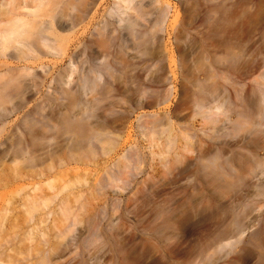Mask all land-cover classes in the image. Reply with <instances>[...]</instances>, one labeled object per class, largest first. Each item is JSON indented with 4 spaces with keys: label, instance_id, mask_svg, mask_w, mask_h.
I'll list each match as a JSON object with an SVG mask.
<instances>
[{
    "label": "rangeland",
    "instance_id": "1",
    "mask_svg": "<svg viewBox=\"0 0 264 264\" xmlns=\"http://www.w3.org/2000/svg\"><path fill=\"white\" fill-rule=\"evenodd\" d=\"M76 1H73L75 11L66 7L65 17L59 19L65 30H55L58 35L55 46L60 54L56 59L45 58L43 64L61 70L73 61L72 65L78 69L70 85L73 92H80L79 88L84 87L80 95L85 90L89 92V82L95 79L92 70L98 69L101 85L105 83L106 91H110L107 96L115 102L119 97L124 103L129 99L128 104L135 111L129 108L132 110L127 115L129 119L124 117L127 122L119 121L124 129L119 127L121 146L115 149L116 153L106 160L103 158L105 161H97L104 164H98V168L91 166L86 172L76 166L88 184L81 190L73 189L72 195L82 194L84 199L85 196L89 199L90 188L99 187V183L103 190L102 193L97 190L98 195L94 192L95 200L85 201L89 202L87 213L78 215L80 223L69 222L71 231L64 240L65 244L88 243H83L82 248H77L78 244L69 245L53 264H238L239 259L235 258L240 256L239 264H264V254L261 258L247 244L250 235L260 229L264 216V0H126L131 3L123 5H129V9L122 15L114 0ZM62 2L68 1L59 0L57 6L61 7ZM135 6L140 7V14L132 11ZM45 21L54 23L49 18ZM81 78L87 80L88 86L84 83L83 86ZM48 86L50 83H44L45 93ZM21 89L22 92L24 88ZM33 99L23 111L5 112L4 117L0 113V118L3 117L0 145H5L4 152L9 135H15L13 131L16 132L18 125L29 127L31 120L25 119L35 116L33 111L34 116L24 112L30 113L34 104L40 102L45 113L53 112L55 104L60 102L52 99L53 107L48 105L50 108L46 109L48 106L42 101L36 103ZM145 100L155 101L154 106L144 107ZM201 102L210 103L211 108L219 106L216 122L211 123L198 114L195 104ZM120 109L113 111L120 112ZM54 113L51 117H58ZM56 117L53 120H58ZM155 118L163 119L165 123L161 122V127L166 132L172 129L174 143L169 148L165 143L166 132L159 137L158 147L156 144L149 147L148 132L136 129L141 121ZM24 121L28 124L23 126ZM35 122H31L29 129L32 124L35 127ZM25 135L20 134L18 142L24 140L22 137H33L30 133ZM50 137L53 138L50 140ZM55 137V133L47 135L39 148L48 147L43 150L46 151L54 147L59 141ZM161 152L164 154L160 157L157 154ZM131 154L140 156H135L141 160L139 164L122 175L115 174L117 181L115 176L107 181L106 172L113 163ZM206 159L213 160L212 167ZM33 180L28 178L0 188V214L6 208L11 209L9 221L14 220L11 223L20 219L18 224L23 223V199L33 194L34 186L42 185L47 179ZM42 190L49 192L45 187ZM16 191L22 192L17 196ZM61 195L62 198L66 193ZM254 203H260L262 208L258 205L257 210ZM72 204L76 211L77 203ZM50 207L57 210L54 204ZM53 217L49 216L40 225L49 241L55 240V231L51 228ZM59 218L54 219L58 225L69 224ZM30 224V227L34 225ZM9 246H3V250ZM241 250L247 255L241 254ZM1 260L0 264H6Z\"/></svg>",
    "mask_w": 264,
    "mask_h": 264
},
{
    "label": "bare ground",
    "instance_id": "2",
    "mask_svg": "<svg viewBox=\"0 0 264 264\" xmlns=\"http://www.w3.org/2000/svg\"><path fill=\"white\" fill-rule=\"evenodd\" d=\"M67 1L68 2L66 4L62 2L63 5L62 4L61 5L63 7L62 6L59 7L57 6V5H60L59 0H0V113L2 112L1 115L3 114V117H4V115H6L5 112H9V114H13L14 112L23 111L26 108V106L29 104V101H31V99L33 98H35V102L37 100L42 101L44 106L45 105L52 106L53 105L51 104L52 99H54L55 103L56 102L58 103L60 101L58 105L55 104L56 110L52 109L53 112H49L51 110L49 111L47 110L46 113L44 112L45 111L44 107L40 106L41 102L38 104L37 102L39 101H37L36 102L37 105L34 104L33 106L34 109L30 110V113L24 112L25 114H28V116L35 115L37 117L36 118L37 120H35V116L30 117V119L27 117L28 118L27 119L26 118L27 115L24 114L25 115L24 118H26L25 120H28V121L31 120V122L32 121L37 122V123L35 122V127H33L34 124H32V127L30 128L32 130H30L29 127L31 126V122L28 127V126H24L25 123L28 124V121L27 122L24 121L23 128L21 127L22 125L21 126L18 125L17 130H19L20 133L18 134V131L16 130L18 134L17 135L16 132L13 131L16 136L11 134L13 133L11 132L10 134L12 135L13 139L9 135L8 139L10 141L7 142L8 139L6 140V142L8 143V146L6 144V149L9 150L8 148H10V150L8 152L6 150L5 151L6 153H5L3 151V149L5 148V147L3 148L4 144L0 145V148L2 147V149L0 150V153H1L0 155V188L1 187L5 188L6 186H8L7 184H11V183L18 184V182L28 180V178L32 180L33 178H37L39 180L42 178L47 179L46 182L42 184L43 186L39 184V185L34 186L31 189V192L33 194L27 195V196L25 195L26 197L24 196L25 197L23 199L24 203L21 204L23 205L22 206L23 209H21L23 210V216H21L23 220V223L21 222L22 224L20 225L18 224V222L21 220L19 218V215L22 212L18 215V218L20 220L18 222L15 221L17 223L16 224V223H11L12 221L14 222L13 219H11L12 221H9V219L11 218L9 215L11 213H9V211L11 209L9 210L8 208V211H7V208H6L3 210V212L1 211V214H0V260L2 259L3 261L2 260L1 261L3 263L5 261L6 264H53L56 262L55 261L56 259L60 258V256L62 255L61 253L65 249H67V247H70L69 245L74 244V243L71 244L72 242L70 243L68 242L66 244L64 243L66 236L71 231L70 230L71 225L69 222L72 220L73 221L76 220L75 221L76 223L78 222L80 223V221L78 220V215H80V213H87V208L89 205V202H85V201L95 200L97 197L95 195L96 194L98 195L97 190H100L99 193H102L101 191L103 190L102 184L99 183V187H97L99 189L96 188V185H93L92 188H90L91 194L89 195L88 193L90 197L89 199L86 196L84 199L82 194H78V195L74 194L75 196L72 195L73 192L71 191L73 189L79 190L80 188L81 190V188H83L84 185L88 184L87 178L84 177L83 175L81 176L77 171H79L80 167H83L81 170L84 172H86L87 168L91 166L93 168H98L99 166L104 164V163L102 164L98 163L99 160H101L102 162L103 158L105 159L106 157H110L112 153L113 154L116 153L117 150L115 151V149L121 146L120 144L121 142L118 143L119 139L121 138L118 133H120L121 130L124 129L123 128L124 126L123 125L121 126L119 121L120 120L125 121L126 118L124 117H128L127 115L132 110L135 111V108L133 109L131 107L132 104L130 105L128 104L129 99L127 103H124L125 100L123 99L121 101L119 100L120 98L119 97L115 102L113 101L111 97L109 98V96H107L110 91L109 90L108 92L106 91V87H104L106 86L104 85L105 83L101 85L100 82H101L102 76L100 74L101 72L98 69L94 70L93 68L92 70L91 67L89 68L93 71L92 75H95V79H92L94 81L89 82L91 84L89 86L90 88L87 87L89 89L88 90L89 92L85 90V92H83L84 94L82 93L83 95H80L81 94L80 92H82L81 90L84 87L80 86L82 87V88H79L80 92H78L77 90L73 92L72 91L73 87L70 85L71 83H73L74 81L73 79H75L77 76L75 73H76V68L78 66L77 67L74 66L75 64L72 65L73 61L68 62L69 64H67L61 70L55 69L56 67L48 68V66L43 64L42 60H44L45 58L51 57V58L56 59V57L60 54L59 50L55 46L56 38L58 36L55 30H58V31L65 30V26L60 24L59 19L61 18V16L65 17V15L63 14L65 13L66 7L68 8L70 6L74 10L73 4H75L73 2L74 0H67ZM126 3L129 4L131 2L126 1V0H114V4L118 8L117 10L121 12L120 13L121 15L125 14L126 13L125 10L129 9V5L123 6ZM139 9H140L139 6H135L134 10L132 9L130 10L134 11L136 14L140 12L138 11ZM139 14L138 16H140ZM48 18L53 20L54 23L47 24L45 19H48ZM48 34L49 36H47ZM46 68H48V70H45ZM74 74L76 75L75 78L73 77ZM83 76H85V74ZM85 78L83 79L85 80ZM80 80H82V78ZM84 80H82L83 81L82 84L84 83L88 86L89 83L88 82L86 83L87 80L85 81ZM44 83H47V84L50 83V86L47 87L48 89L46 93L43 91ZM67 86H71V89L69 87L67 88ZM21 88H24L22 92L20 91L22 90ZM70 91H72V93ZM112 91H114V89ZM77 93L79 97L77 96ZM118 93H119V90H118ZM19 95L21 96V99H22V101L20 102H18L19 100H21L19 99L20 98ZM83 96L86 97L85 98V100L87 99L86 102L85 100H83L82 98ZM75 97H77L78 99ZM15 98L19 100L16 101L14 100ZM48 98H52V99H48ZM108 99L112 100V102H109V103L104 102V101H108ZM12 100L16 101L14 102L15 104L13 103ZM118 100L120 102H118ZM229 100L230 99H228V101ZM145 101H144L145 103L144 107L147 105L151 106L153 105L152 102H155V101L151 102L150 100V102L146 101L148 102L146 103ZM122 102L124 104H121ZM137 102L138 101L136 100L134 104H136ZM202 102L201 104L200 103L195 104L198 107L197 109L198 114L203 119L210 120L211 123L216 122L217 119L215 118L216 116L215 113L216 111L219 110V106L216 105V107L211 108V107H208V105L210 104L209 102H208L209 104H206L207 106L203 104L204 102L203 103ZM139 103L141 102L139 101ZM228 103L230 105V102ZM126 104H127V107H124L123 105L126 106ZM56 105L58 107H56ZM120 105H122L123 107ZM155 105L157 104L155 103ZM49 106L46 107V109L51 107ZM117 107L118 108L120 107L121 109H120V112H118L119 111L118 110L117 112L115 111L116 112L115 113L113 110L114 109L117 110L118 109ZM138 107L141 108L142 105ZM197 107L195 106V108ZM129 108L132 110H130ZM93 109L97 110V113L94 112ZM91 110L92 112H90ZM230 110L231 109H229V112ZM31 111H33L34 113ZM32 113L34 115H32ZM52 113H54L55 115L57 114L58 117H59L58 114L61 113L59 118L54 115L58 120L56 119L53 120L55 117L53 118L51 117L53 115ZM113 115L117 117H114ZM3 117L0 119L3 120ZM146 119H148V117H146ZM156 119L157 118L152 119V120L151 119L145 120V121H141L142 119H140L141 122L136 126L137 127L136 129L141 130L140 132H145V133L148 132V134L147 133L146 134L148 137L147 142H148L149 147H151L152 145L154 146L155 144L158 147L157 142L159 141V137L162 134H165L164 132H166V130H163L162 128L163 126L161 125L163 123V119L160 121ZM233 124H234V127L233 126L232 127L236 128L237 126L235 125L234 122ZM119 127L121 128V130L119 129ZM171 131L172 129L170 131H167L166 132L167 135H165L166 136L165 137L166 148H169L174 143V141H172L173 135H171ZM24 132L30 133V136L32 135L34 139L33 137H31L32 139H30L29 137L28 139H25L24 137L26 135ZM52 133L56 134L55 139H58L59 141L55 143V146L53 145L54 147H51V148L49 147V150L43 151L44 149H48V147L46 148L43 147L44 149H41L39 148L40 147L39 145H41V141L43 142V140H45L44 138L47 135H50ZM20 134L22 136L24 135L25 136L22 137V140L24 139L23 141L18 142V137L20 136ZM27 136L29 135L27 134ZM180 136L182 137V135ZM15 137H17V139ZM163 137L164 136H162L161 138L163 139ZM14 138L15 140H17L16 142L14 141ZM51 138L53 137H50L49 139L51 140ZM162 151L164 150L162 149ZM136 153L138 152L136 151ZM126 154H130V153H126ZM163 154L164 153L161 152L160 154H157V155L161 157L163 156ZM135 156H132V154L125 155V156L123 155L120 157L121 160H117L116 163H113L112 167H110L111 168L110 170L113 171V173L111 174L110 170L106 172L107 181L112 179L113 178L112 176L116 177L117 174L122 175L123 173L127 172V170L129 171L131 166L135 167L137 164H139L140 159H137V158L140 156H137V158ZM214 159H216V157L213 158V160ZM206 160H210L208 164L213 163L211 162L212 159H206ZM98 164L100 165L98 166ZM70 165H73L74 167L69 168L68 166ZM76 166H80V167H76ZM209 166L212 167V164ZM209 166L206 168H209ZM85 176H87V174H85ZM117 179L118 178L116 177V181ZM118 181L120 182L122 180L119 179ZM44 187L46 188V190H49L50 192V193L48 192L49 194L46 193L44 190H42V188ZM19 189H22V188L20 187ZM17 190H18V187H17ZM22 191H16L17 193L15 194L19 196L20 195L19 192H22ZM94 192H96V194ZM261 192H260V195H262L263 193L262 198H264V190L262 193ZM63 193H66V196H63L61 198L60 195ZM9 195H12V193ZM71 195L73 196L71 198L72 200L70 199ZM59 198L61 199L59 201L57 200L58 202L56 203V199H59ZM7 199L9 198L7 197ZM81 199H84V202H81ZM262 201H264V199ZM72 203L74 204L77 203L76 211L73 210L74 206ZM52 204L56 205L57 210H55L54 207H53L54 208L53 210L51 209L50 206ZM254 204L255 205L257 204V206L258 205L260 206V203L259 204L254 203ZM8 205L10 206L9 203ZM257 206L255 207L258 210L259 206L258 207ZM263 206H264V203H263ZM56 215L61 218L59 219L61 220L62 223L68 222L69 224L67 226L58 225L56 223L57 220H54L57 217ZM43 216L46 218L44 219ZM49 216H52V217L56 216L55 218L53 217V220H52L53 226L51 227L52 230L55 231V234H54L55 240L53 241H49L50 239L46 240L45 236L47 233L45 234V232H41L43 230H41L40 228V225L46 223ZM262 218H263L261 221L262 225L260 229L259 230L255 229L257 232L255 231L254 234L250 235L251 238L250 240L248 239L250 243H248L247 241V244L252 245L251 247L250 246L249 247L250 248L253 247L254 251L256 250L257 255L259 256L261 255L260 256L261 258H263L262 255L264 254V216H262ZM30 223H33L34 225L30 227L31 225ZM25 224L28 226H27V229L24 230L25 231L24 232L22 230L25 227ZM19 228L21 229L19 230ZM34 232H37V234ZM18 233H20V236L17 235ZM21 236H23V238ZM47 237H48V234L46 238ZM40 238H44V239L41 240ZM25 242L30 245L29 246L25 245L26 244ZM79 242L78 243L76 242V244L78 245L74 244L76 245L77 248L81 247L83 243L84 244L86 243L84 241L82 242V244ZM8 245L10 246L8 249H6L7 248L6 246ZM3 246L6 247L4 250H3L4 248ZM41 246L46 247V249H41L42 248ZM94 251H96V249ZM242 252L245 255V252L241 250V254ZM95 253L96 252H94L93 257ZM235 259L237 260L239 259L238 261L240 262L241 256ZM237 260L236 262H238ZM77 264H81V262H78Z\"/></svg>",
    "mask_w": 264,
    "mask_h": 264
}]
</instances>
